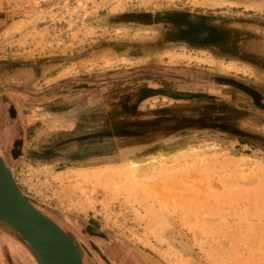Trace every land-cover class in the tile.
I'll use <instances>...</instances> for the list:
<instances>
[{"label":"rangeland","instance_id":"374dc122","mask_svg":"<svg viewBox=\"0 0 264 264\" xmlns=\"http://www.w3.org/2000/svg\"><path fill=\"white\" fill-rule=\"evenodd\" d=\"M0 90L46 215L142 264H264V0H0ZM0 264L35 262L0 232Z\"/></svg>","mask_w":264,"mask_h":264},{"label":"water","instance_id":"95a60500","mask_svg":"<svg viewBox=\"0 0 264 264\" xmlns=\"http://www.w3.org/2000/svg\"><path fill=\"white\" fill-rule=\"evenodd\" d=\"M0 232L18 242L35 264H83L74 237L32 204L1 154Z\"/></svg>","mask_w":264,"mask_h":264},{"label":"flooded vegetation","instance_id":"af4514ba","mask_svg":"<svg viewBox=\"0 0 264 264\" xmlns=\"http://www.w3.org/2000/svg\"><path fill=\"white\" fill-rule=\"evenodd\" d=\"M0 102L6 105L3 94L0 90ZM9 114L8 112H6ZM8 120V117L6 116ZM1 125V124H0ZM3 126H0V141L3 134ZM20 140H14L13 150L19 149ZM11 151L10 156H15L16 152ZM2 156L7 161V152L1 151ZM42 211V210H41ZM43 212V211H42ZM49 217L66 233L71 234L75 239V244L83 253V264H142L135 257L126 254L119 245L114 244L105 233L101 232L93 224L74 223L64 218Z\"/></svg>","mask_w":264,"mask_h":264},{"label":"bare ground","instance_id":"6f19581e","mask_svg":"<svg viewBox=\"0 0 264 264\" xmlns=\"http://www.w3.org/2000/svg\"><path fill=\"white\" fill-rule=\"evenodd\" d=\"M209 1V0H208Z\"/></svg>","mask_w":264,"mask_h":264}]
</instances>
